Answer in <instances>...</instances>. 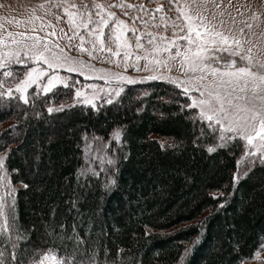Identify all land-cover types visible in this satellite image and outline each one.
<instances>
[{"label":"trees","instance_id":"16d2710c","mask_svg":"<svg viewBox=\"0 0 264 264\" xmlns=\"http://www.w3.org/2000/svg\"><path fill=\"white\" fill-rule=\"evenodd\" d=\"M72 99L62 85L0 96V264H242L264 248V161L240 162L242 142L221 141L179 87Z\"/></svg>","mask_w":264,"mask_h":264},{"label":"rangeland","instance_id":"374dc122","mask_svg":"<svg viewBox=\"0 0 264 264\" xmlns=\"http://www.w3.org/2000/svg\"><path fill=\"white\" fill-rule=\"evenodd\" d=\"M101 19L107 22V27L95 23ZM81 20L87 24V28L80 23ZM116 20L121 22L119 26L114 23ZM177 25L183 26V31ZM189 25L191 39L196 40L198 31L202 34V39L196 41L197 43L206 42L205 33L208 30L226 37L227 41H222L218 36L219 44L237 52L238 55L232 57L228 52H223L225 59H235L238 64H248L253 71L264 64V0H0V77L2 76L0 96L17 95L21 100H25L30 91L44 93L41 85L54 75L57 77L53 81L54 87L67 85L73 88L72 102L94 106L98 102L115 99L127 83L145 78L163 77L160 80L171 81L179 87L187 95L192 106L199 100L200 91L198 89L193 91L191 85L202 84L214 87V78L205 74V78L199 80L201 73H193L187 67L183 56H175L176 47L187 44L186 40H180L179 37L188 34ZM100 27H103L104 32H111L116 28L120 43L126 44V47L117 49L114 44L111 52H102L100 48L103 36H101L100 41L96 42L93 48L92 44L88 43L92 39L88 35V29L95 28L93 35H99ZM81 35L85 38L83 42L80 39ZM136 37H139L141 47H137ZM149 39H152L157 47L153 48L149 45ZM208 47L212 48L215 45L208 44ZM81 48L84 51H81ZM89 52L92 53L91 57L88 55ZM125 52L128 53L127 57ZM38 53L49 57L53 53L57 56H67L71 60L91 65L92 68H84L82 72H76L68 70L74 65L60 64L53 71L42 61L26 60V57ZM16 56L22 63L15 62ZM241 56L245 59L241 60ZM9 57L13 58L11 63H8ZM32 69L47 70L48 76H44L36 83L28 82L21 91L17 92V86L28 81L27 73ZM5 71L16 73L19 79L5 77L3 75ZM35 76L36 72H33V79ZM120 76L125 79L119 80ZM77 91L80 92L79 96L76 95ZM237 94L245 95L239 93L238 89L234 95ZM247 95L251 96V92L249 91ZM237 105L247 106L250 110L260 112L264 111V103L259 100L248 102L233 99L232 104L229 105L225 100L228 116L238 119L240 126L251 133V144L248 143L247 136L222 132V125L216 123L215 119L204 120L217 129L218 136L224 143L231 139H239L242 142L243 152L240 162L248 159L264 161V133L259 136L255 134L259 131L258 122L245 119L246 116H251V111L237 112ZM194 108L200 115V106ZM4 111L0 110V113ZM207 114L212 113L206 110ZM24 116H27V112ZM227 123L228 121H223L224 126ZM45 126L48 127L47 124ZM16 133V130L10 131L12 136ZM113 136H116V133ZM90 146L92 147V142ZM94 149H98V146ZM84 160L82 174L90 171L86 158ZM1 169L3 170L2 165H0L2 182L4 174ZM1 195L3 194H0V202H5V196L2 198ZM10 207L11 205L8 209ZM10 211V220L15 226L13 206ZM23 250L27 252L29 258L34 251L30 245L25 246ZM41 260L43 264H60V260L51 252H44L32 264H40ZM262 262H264V248L242 264Z\"/></svg>","mask_w":264,"mask_h":264},{"label":"snow or ice","instance_id":"6c2138e0","mask_svg":"<svg viewBox=\"0 0 264 264\" xmlns=\"http://www.w3.org/2000/svg\"><path fill=\"white\" fill-rule=\"evenodd\" d=\"M83 15V13H81ZM70 23L72 21L70 20ZM81 24H84L83 20L80 21ZM98 26L103 25L107 27L108 24L105 20L101 19L100 21L95 22ZM114 23L119 26L121 22L119 20L114 21ZM84 27L87 28V24H84ZM183 31V26L177 25ZM189 32L186 35L179 37L180 40H186V45H180L176 47L175 56L184 57V61L187 63V67L193 73L200 72L201 75L198 78L203 80L205 74H209L214 78V87L212 85H202V84H192L191 88L193 91H200V98L198 101L194 102L192 105L200 106V118L207 119L212 121L215 119V122L221 124V131L227 133H238L240 136H247L248 143H252V135L244 127H241L239 120L235 118H230L225 110V100L229 105L232 104V100H247L248 102L259 100L261 103H264V64H261L256 71L251 69V66L248 64H238L235 59H225L222 55L223 52H228L230 56L235 57L238 55L235 51H230L229 48L224 47L222 44H219L217 37L219 36L220 40L227 41L226 37H223L221 34L216 33L212 30H208L205 35L207 36L206 42L203 44L197 43L196 41L202 39V34L198 31L196 32V40L190 38L191 26H188ZM96 31L95 28L88 29V35L92 37L88 43L92 44L95 48L96 42L100 41V37L103 36V42L101 44L100 51H112V46L115 44L117 49L126 47L120 43V36L117 34V29L113 28L111 32H104L103 27L99 28V35H93ZM175 35V33H174ZM81 41H84V36H80ZM137 39V47H141L139 43V37ZM148 44L153 48L157 47L153 43L152 39H149ZM208 44L215 45V47H208ZM36 46V45H34ZM173 46L175 43L173 42ZM186 49V51H182ZM81 51H84L81 48ZM191 53V55H189ZM7 55V54H6ZM88 55L91 57L92 53L89 52ZM128 56V53L125 52V57ZM17 64L22 63L18 56L15 58ZM30 59L33 62L42 61V63L47 65L48 69L55 70V67L60 64L74 65V67H69V71L82 72L84 68H92L91 65L83 64L76 60H71L67 56H57L54 53L49 56H45L43 53L34 54L31 57H26V60ZM241 60H244L245 57L241 56ZM13 60L12 57H9L8 63H11ZM183 66V65H182ZM147 67V66H146ZM171 70V69H169ZM33 72H36V76L33 79ZM5 77H14L19 79L16 73L12 71H5L3 73ZM44 76H48V71L44 69H32L27 73L28 81H25L17 86L16 91H21V88L25 86L28 82L36 83L39 80H42ZM56 76H50L45 84H42L44 93H48L54 87L53 81L56 80ZM119 80H124L125 78L120 76ZM151 79H157V77H151ZM163 79V77H160ZM170 79V78H169ZM171 82V81H170ZM2 86V85H0ZM67 86V85H66ZM183 87V85H178ZM244 93L245 95H234L237 93ZM187 91V89H185ZM251 92V96H248L247 93ZM206 93V95H205ZM9 95H11V89H9ZM77 96L80 95V92L77 91ZM25 102L27 100L25 99ZM237 112L248 113L251 111L250 117H245V119H250L253 122H258L259 131L255 134L259 136L261 133H264V111H255L250 110L247 106H236ZM53 109H49L52 111ZM206 110L210 111L212 114L206 115ZM223 121H228L227 125H223ZM223 138V137H222ZM211 151V149H209ZM236 179V178H234ZM27 187V185H25ZM215 198V197H214ZM223 207V205H221ZM40 264H43L41 260Z\"/></svg>","mask_w":264,"mask_h":264}]
</instances>
